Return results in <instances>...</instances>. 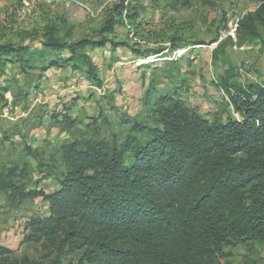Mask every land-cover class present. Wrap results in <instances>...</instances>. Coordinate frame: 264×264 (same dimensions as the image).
I'll return each instance as SVG.
<instances>
[{
	"label": "trees",
	"instance_id": "16d2710c",
	"mask_svg": "<svg viewBox=\"0 0 264 264\" xmlns=\"http://www.w3.org/2000/svg\"><path fill=\"white\" fill-rule=\"evenodd\" d=\"M192 2L173 0L172 7ZM123 4L102 32L115 33L116 25L138 31L139 12ZM261 26L264 3L239 21L238 36L258 38ZM43 33L39 59L29 46L0 43V69L8 57L33 68L50 52H67L43 70L60 60L82 62L88 77L98 78L85 50L106 39L69 43L55 27ZM221 86L239 117L212 124L182 99L160 95L156 124L143 140L129 134L122 143L87 138L62 145L63 170L52 193L35 187L26 165L0 167V194L11 206L38 196L49 202V215L29 220L23 242L40 243L50 256L46 264H74L65 262L70 255L79 264H234L225 247L264 240V79L222 78ZM152 98L148 93L146 101ZM0 264L39 263L0 245Z\"/></svg>",
	"mask_w": 264,
	"mask_h": 264
},
{
	"label": "rangeland",
	"instance_id": "374dc122",
	"mask_svg": "<svg viewBox=\"0 0 264 264\" xmlns=\"http://www.w3.org/2000/svg\"><path fill=\"white\" fill-rule=\"evenodd\" d=\"M137 9L140 28L115 26L102 32L118 8ZM173 0H0V43L43 49L47 27H55L69 43L89 38L106 42L86 53L97 66V79L82 62L59 61L43 70L52 58L33 68L16 56L5 58L0 69V167L28 166L35 187L52 193L63 170L62 145L87 138L116 140L127 135L143 140L154 127L153 108L160 95H172L212 124L239 117L221 86L264 79V27L260 36L244 41L239 21L264 0H193L174 10ZM9 85V90L5 88ZM153 98L147 102V94ZM146 127L144 132L133 129ZM49 215L42 196L11 206L0 194V245L13 257L49 262L40 243L23 242L32 218ZM234 264H264V240L247 238L225 247ZM78 263L70 255L65 262Z\"/></svg>",
	"mask_w": 264,
	"mask_h": 264
}]
</instances>
